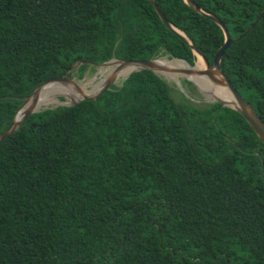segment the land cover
<instances>
[{
	"label": "trees",
	"instance_id": "obj_1",
	"mask_svg": "<svg viewBox=\"0 0 264 264\" xmlns=\"http://www.w3.org/2000/svg\"><path fill=\"white\" fill-rule=\"evenodd\" d=\"M154 1L212 65L221 28L183 0ZM193 2L232 40L264 11ZM164 56L196 61L148 0H0V134L77 62L81 78ZM220 66L264 122V13ZM0 264H264V145L236 111L177 102L149 70L34 113L0 142Z\"/></svg>",
	"mask_w": 264,
	"mask_h": 264
},
{
	"label": "water",
	"instance_id": "obj_2",
	"mask_svg": "<svg viewBox=\"0 0 264 264\" xmlns=\"http://www.w3.org/2000/svg\"><path fill=\"white\" fill-rule=\"evenodd\" d=\"M153 5L155 12L157 13L159 19L161 22L169 28L175 35H177L182 41H184L192 50L194 56L196 57V60L198 57H200L205 65L204 70H196V61L193 65H190L186 61L172 57L170 59H167V56H164L163 58H157V59H151V60H129V61H123L116 58H112L106 62H103L101 64H98L96 67H106L107 65H110L112 63H118L120 65H133L134 68L129 71L127 74L121 77L120 85L123 84V82L129 77L130 74L134 72L149 70L156 74L157 76L161 77L165 81L168 82V80H172L174 83L179 85V79H185V81L190 82L194 85V87L206 98L210 101L211 104L219 103L222 106L231 108L232 110L236 111L243 119L250 125V127L253 129L259 140L264 145V122L261 120V118L256 114V112L252 109V107L243 99V97L239 94V92L235 89V87L231 84L227 76L221 71V60L224 55V52L235 42L241 39L249 30L255 27V25L261 20L262 15L264 11L257 17V19L253 22L252 25L249 26L248 29H246L239 37L232 40L229 37L228 31L224 24L216 17L208 15L204 12H202L198 6L193 2V0H183L188 6L192 7L194 10L199 12L200 14L208 17L213 22H215L222 30L224 35V42L219 47V49L216 51L213 59L212 65L209 64L207 59L203 56V54L200 52V50L185 36V34L175 27H173L165 18L162 11L160 10L159 6L156 4L154 0H148ZM162 59L167 60H177L182 63H184L188 69H185L182 71V73H185L187 76L179 75L176 77V79H171L167 76H165L164 72H168L167 69H164L161 66L157 65V62ZM81 65V62H77L72 65V67L65 73L63 77H57V78H51L46 81H44L42 84H40L37 88L33 90V92L24 99L22 105L18 108V110L15 112L14 117L10 125L7 127V129L0 134V142L7 137L9 134L14 133L17 131L23 124V122L32 114L38 113L42 110L39 109L40 106H37L39 95L41 93L42 88L49 84V83H60V84H71L73 87H75L79 93L81 94L78 98H72L68 99L67 95L59 94L57 95V102L53 104V107L45 108L46 109H55L58 107H69V106H75L78 103L85 101V100H95L100 95H102L104 92L109 90L113 85H116L117 79L114 77L99 79L96 81V83L87 91V93H84L81 91L80 87L81 85L85 86V83H77L73 79L69 77V73L74 68H77ZM191 76V77H190ZM83 79V78H82ZM95 79H93L91 82H93ZM197 80L199 81H210L213 83H218L222 85L227 91L229 95V100H224L220 98H210L209 96H206L203 94L202 89L198 86ZM209 82V83H210ZM87 84V83H86ZM98 84V87H95V85ZM89 86V85H88ZM86 88V86H85Z\"/></svg>",
	"mask_w": 264,
	"mask_h": 264
},
{
	"label": "bare ground",
	"instance_id": "obj_3",
	"mask_svg": "<svg viewBox=\"0 0 264 264\" xmlns=\"http://www.w3.org/2000/svg\"><path fill=\"white\" fill-rule=\"evenodd\" d=\"M158 66L163 67L164 69H167L168 72H164L165 76H170L173 79H176L177 76L179 75H183V76H187L185 73H182V71H184L185 69H188V67L177 60H171L167 63H163V62H157ZM107 70L101 72L102 74V78H110V77H114L116 79H119L120 77L124 76L125 74H127L129 71H131L134 66L133 65H120L118 63H112L110 65H107ZM205 67L202 59L200 57H198L197 62H196V70H202ZM102 68V67H101ZM191 77V76H190ZM210 81H199L197 80V84L198 86L202 89L203 94H205L206 96H209L210 98H220V99H224V100H229V95H228V91L220 84L218 83H213ZM89 85V84H88ZM98 87V84L95 85L94 89ZM81 91L84 93H87L86 89L84 86L80 87ZM43 92H52V93H44ZM59 94H64L67 95L68 99H72V98H78L81 96V94L79 93V91L73 87V85L71 84H60V83H49L47 85H45L42 90L41 93L39 95V100L37 103V106H48L50 104H55V102H57V95Z\"/></svg>",
	"mask_w": 264,
	"mask_h": 264
},
{
	"label": "rangeland",
	"instance_id": "obj_4",
	"mask_svg": "<svg viewBox=\"0 0 264 264\" xmlns=\"http://www.w3.org/2000/svg\"><path fill=\"white\" fill-rule=\"evenodd\" d=\"M162 58H161V60H159V62L167 63V62L171 61V60H167V59H169L168 56H167V59H162ZM196 62H197V60H196ZM78 68L79 67L71 70L69 73V77L77 83H81V84L85 83V86H86L85 89L86 90L90 89L96 83V81H98L99 79L102 78V74L99 72L101 67H95L94 70H90L89 68L86 69V71L84 72V74L82 75L81 78L78 77V75H77ZM204 69H205V67L202 70H204ZM167 77L173 79L170 76H167ZM93 79H95V80L93 82H91ZM120 81H121V77L119 79H117L116 85L119 86ZM186 82L187 81H185V79H179V85H177L172 80H168V84L171 87V96L173 97L174 100H176L177 102L188 103V104H191L193 106L200 107V108H204V107L211 104L210 101L208 99H206L194 87L193 84H191V83L188 84ZM88 84H89V86H88ZM82 86L83 85H81V87ZM58 100H60V99L58 98ZM53 106H54L53 104H50L48 106L42 105L39 107V109L43 110L45 108H50Z\"/></svg>",
	"mask_w": 264,
	"mask_h": 264
},
{
	"label": "flooded vegetation",
	"instance_id": "obj_5",
	"mask_svg": "<svg viewBox=\"0 0 264 264\" xmlns=\"http://www.w3.org/2000/svg\"><path fill=\"white\" fill-rule=\"evenodd\" d=\"M103 68H104L105 70H107V67H103ZM103 68L100 69V71H99L100 73H101L102 71H104ZM84 87H85V86H84Z\"/></svg>",
	"mask_w": 264,
	"mask_h": 264
}]
</instances>
